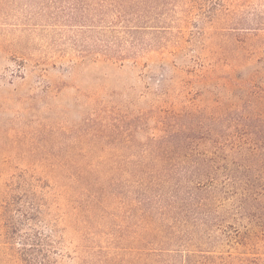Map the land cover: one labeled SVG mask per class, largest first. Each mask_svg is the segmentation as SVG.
Returning <instances> with one entry per match:
<instances>
[{"label": "rangeland", "instance_id": "374dc122", "mask_svg": "<svg viewBox=\"0 0 264 264\" xmlns=\"http://www.w3.org/2000/svg\"><path fill=\"white\" fill-rule=\"evenodd\" d=\"M163 5L153 17L167 31L146 36L155 48L81 64L52 47L42 20L29 22L31 0H0V264H26L8 202L17 228L51 238L52 264H264V220L226 219L218 244H171L183 215L132 209L135 176L114 163L129 144L97 139L101 123L125 119L137 147L164 134L163 117L220 112L250 91L264 119V0Z\"/></svg>", "mask_w": 264, "mask_h": 264}, {"label": "trees", "instance_id": "16d2710c", "mask_svg": "<svg viewBox=\"0 0 264 264\" xmlns=\"http://www.w3.org/2000/svg\"><path fill=\"white\" fill-rule=\"evenodd\" d=\"M31 1V8L38 11L29 22L42 20L41 28L52 47L82 64L101 59L116 63L138 60L156 46L147 43L146 36L167 31L153 14L161 5L174 6L178 0ZM257 95L250 91L229 109L208 115L197 109L163 117L164 134L144 135L137 147L132 145L135 132L122 129L127 120L101 123L97 132L100 143L129 144L123 146L129 154H116L114 163L118 170L135 176V185L128 183L134 196L132 209H177L183 215V225L172 229L169 239L178 248L218 244L222 237L215 230L226 219L264 220L260 211L264 209V119L253 110ZM6 207L21 260L38 264L43 258L40 264H52L51 238L39 230L17 228L12 204L8 202ZM34 207L33 218H38L42 206L36 203ZM221 209L229 210L222 213ZM33 218L22 215L23 222Z\"/></svg>", "mask_w": 264, "mask_h": 264}]
</instances>
